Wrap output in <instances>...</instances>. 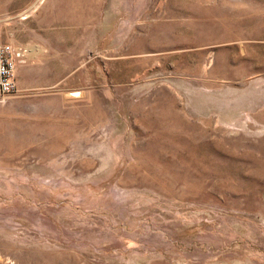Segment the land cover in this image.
<instances>
[{
	"label": "rangeland",
	"instance_id": "374dc122",
	"mask_svg": "<svg viewBox=\"0 0 264 264\" xmlns=\"http://www.w3.org/2000/svg\"><path fill=\"white\" fill-rule=\"evenodd\" d=\"M0 44V264H264V0H0Z\"/></svg>",
	"mask_w": 264,
	"mask_h": 264
},
{
	"label": "built area",
	"instance_id": "2783aa9c",
	"mask_svg": "<svg viewBox=\"0 0 264 264\" xmlns=\"http://www.w3.org/2000/svg\"><path fill=\"white\" fill-rule=\"evenodd\" d=\"M27 51L13 44H0V95L11 96L17 92L16 68L24 64Z\"/></svg>",
	"mask_w": 264,
	"mask_h": 264
},
{
	"label": "bare ground",
	"instance_id": "6f19581e",
	"mask_svg": "<svg viewBox=\"0 0 264 264\" xmlns=\"http://www.w3.org/2000/svg\"><path fill=\"white\" fill-rule=\"evenodd\" d=\"M63 107V106H62ZM157 110V109H156ZM65 111V110H64ZM63 111V112H64ZM69 113V112H68ZM14 124H15V122H14ZM17 124V123H16ZM13 126V125H12ZM11 126V127H12ZM195 128V127H194ZM65 130H67V129H65ZM34 131V130H33ZM9 132V131H8ZM36 132H37V130H36ZM64 133V132H63ZM200 135V134H199ZM65 136V135H64ZM25 137V136H24ZM63 138V137H62ZM68 138V137H67ZM166 140V139H165ZM21 141V140H20ZM31 141V140H30ZM169 141V140H168ZM160 142V141H159ZM12 143V142H11ZM8 144V143H7ZM25 144V143H24ZM10 145V144H9ZM16 145V144H15ZM195 145V144H194ZM20 146V145H19ZM39 146V145H38ZM22 147V146H21ZM61 147V146H60ZM14 148H15V146H14ZM63 148V147H62ZM16 149V148H15ZM11 150H13V149H11ZM57 150V149H56ZM59 150V149H58ZM48 152V151H47ZM46 152V153H47ZM52 152V151H51ZM34 153H36V152H34ZM43 154H44V152H42ZM58 153V152H57ZM41 154V153H40ZM42 154V155H43ZM46 155V154H45ZM193 156V155H192ZM46 157V156H45ZM217 160V159H216ZM76 163V162H75ZM86 163V162H85ZM84 163V164H85ZM89 164V163H88ZM80 165V164H79ZM90 165V164H89ZM86 166H88V165H86ZM83 168H84V166H83ZM90 168V167H89ZM85 169V168H84ZM131 170V169H130ZM130 170L128 169L127 171H126V173H125V176L123 177V182H126V180L129 178V173H130ZM83 174V173H82ZM129 182V181H128Z\"/></svg>",
	"mask_w": 264,
	"mask_h": 264
},
{
	"label": "crops",
	"instance_id": "0c3cea01",
	"mask_svg": "<svg viewBox=\"0 0 264 264\" xmlns=\"http://www.w3.org/2000/svg\"><path fill=\"white\" fill-rule=\"evenodd\" d=\"M28 54H29V53H28ZM28 54L26 55V61H27ZM16 77H17V68H16Z\"/></svg>",
	"mask_w": 264,
	"mask_h": 264
}]
</instances>
